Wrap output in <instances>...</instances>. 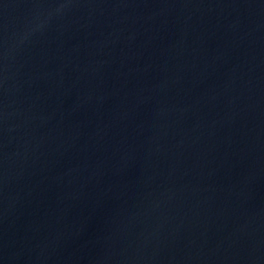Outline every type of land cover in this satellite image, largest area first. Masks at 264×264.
I'll return each instance as SVG.
<instances>
[{"label":"water","instance_id":"1","mask_svg":"<svg viewBox=\"0 0 264 264\" xmlns=\"http://www.w3.org/2000/svg\"><path fill=\"white\" fill-rule=\"evenodd\" d=\"M0 264H264V0H0Z\"/></svg>","mask_w":264,"mask_h":264}]
</instances>
